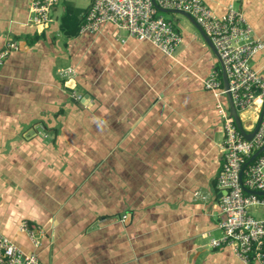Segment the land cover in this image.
<instances>
[{"label":"crops","instance_id":"1","mask_svg":"<svg viewBox=\"0 0 264 264\" xmlns=\"http://www.w3.org/2000/svg\"><path fill=\"white\" fill-rule=\"evenodd\" d=\"M31 1L0 0V53L18 45L0 65V233L44 264H242L210 246L229 105L204 87L222 69L197 29L169 20L170 58L111 24L79 32L92 0H61L48 24L29 22ZM204 2L232 4L264 41V0ZM251 66L264 79V51ZM238 116L250 132L254 110Z\"/></svg>","mask_w":264,"mask_h":264},{"label":"built area","instance_id":"2","mask_svg":"<svg viewBox=\"0 0 264 264\" xmlns=\"http://www.w3.org/2000/svg\"><path fill=\"white\" fill-rule=\"evenodd\" d=\"M61 0H32L29 22L48 24L52 11ZM190 14L210 38L227 75L229 92L238 115L254 110V123L247 132H254L264 109V79L251 66V60L264 51V41L255 38L252 27L242 12L232 4L224 15H217L204 0H92L81 33L95 34L111 24L127 32L128 37L148 42L167 57L173 58L182 44V36L173 22L155 7ZM125 39H122L124 42ZM16 43H8L0 53V65ZM205 89L215 97L226 94L219 72L212 71L204 80ZM262 105V109L257 108ZM224 133L223 164L217 177L221 193L220 223L222 236L213 238V248L228 247L242 264H264V217L257 218L252 209L264 210V194H248L244 188L264 193V150L244 170L243 166L264 147V114L251 140L238 130L230 111L218 104ZM243 170L242 180L240 174ZM126 216L122 217V221ZM35 249L40 246L39 234L27 222L20 226ZM0 264H44L36 251L23 252L0 233Z\"/></svg>","mask_w":264,"mask_h":264},{"label":"water","instance_id":"3","mask_svg":"<svg viewBox=\"0 0 264 264\" xmlns=\"http://www.w3.org/2000/svg\"><path fill=\"white\" fill-rule=\"evenodd\" d=\"M155 7L159 10V12L161 13H164V14H178V15H181L183 16L184 18H186L196 29L197 31L199 32V34L201 35V37L203 38V40L205 41V43L209 46V48L213 51V53L215 54V56L218 58L219 60V63L221 65V69H222V81H223V87L226 91V98H227V101H228V105H229V111H230V114L231 116L234 118V121L236 123V126L238 128V130L241 132V134L245 137V139L247 140H251L254 136V133L257 131V128L259 127L260 125V122L262 120V117H263V114H264V109L262 110V113H261V117L258 121V124L254 130V132L250 133V134H247L243 127H242V123H241V120L238 116V113H237V110L233 104V101H232V98H231V94L230 92L228 91L229 90V83H228V79H227V75H226V72H225V69H224V65H223V62L217 52V50L215 49L213 43L211 42L210 38L205 34V32L202 30V28L200 27V25L196 22V20L188 13L186 12H182V11H175V10H167V9H162V8H159L157 5H155ZM264 150V147L261 148L259 151H257L250 159L249 161L243 166V170L251 163L253 162ZM243 170L240 174V178L242 180V174H243ZM244 191L248 194H257V195H263L264 193L263 192H255V191H250L246 188H244Z\"/></svg>","mask_w":264,"mask_h":264},{"label":"trees","instance_id":"4","mask_svg":"<svg viewBox=\"0 0 264 264\" xmlns=\"http://www.w3.org/2000/svg\"><path fill=\"white\" fill-rule=\"evenodd\" d=\"M87 13V12H86ZM86 13H85V15H86ZM85 15L83 16V20H82V22L79 24L78 23V25L76 24V27H78V31L80 32L81 31V27H82V25H83V23H84V19H85ZM62 26H63V30H64V32L66 33V34H72V33H74V34H76V33H78V32H71L70 31V27L68 26V25H70L69 24V21L67 20V17L65 16L64 18H63V21H62ZM80 26V27H79ZM175 28H176V26H175ZM177 30V29H176ZM220 74V73H219ZM220 77H221V74H220Z\"/></svg>","mask_w":264,"mask_h":264},{"label":"rangeland","instance_id":"5","mask_svg":"<svg viewBox=\"0 0 264 264\" xmlns=\"http://www.w3.org/2000/svg\"><path fill=\"white\" fill-rule=\"evenodd\" d=\"M167 20H172V17L175 15V14H164V13H161ZM177 15V14H176Z\"/></svg>","mask_w":264,"mask_h":264}]
</instances>
